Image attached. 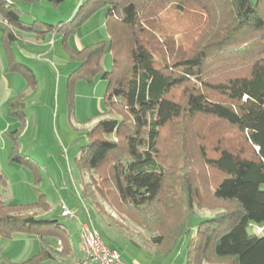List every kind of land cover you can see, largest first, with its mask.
<instances>
[{
	"label": "trees",
	"instance_id": "trees-1",
	"mask_svg": "<svg viewBox=\"0 0 264 264\" xmlns=\"http://www.w3.org/2000/svg\"><path fill=\"white\" fill-rule=\"evenodd\" d=\"M46 1L52 8L64 2ZM39 2L0 0L7 72L29 88L34 74L12 52L19 32L40 40L61 34L68 49V38L104 12L108 41L68 52L78 63L68 95L77 80L99 78L112 116L90 128L76 159L89 179L80 199L100 219H111L106 205L145 232L157 255L182 249L184 264H264V0H84L68 22L21 21L19 7ZM24 101L21 92L7 103L8 117L19 123L7 134L8 161L36 176V163L18 152ZM5 187L0 173V190ZM36 194L25 205L0 199V240L31 236L40 244L21 263L0 253V264H45L70 252L68 227L44 218L50 206ZM204 208L221 211L191 230L195 210ZM72 213L67 218H78ZM81 217L80 225L88 223L84 212Z\"/></svg>",
	"mask_w": 264,
	"mask_h": 264
},
{
	"label": "rangeland",
	"instance_id": "rangeland-1",
	"mask_svg": "<svg viewBox=\"0 0 264 264\" xmlns=\"http://www.w3.org/2000/svg\"><path fill=\"white\" fill-rule=\"evenodd\" d=\"M77 1L64 0L60 5L62 8L60 10L49 6L46 0H40L39 3L34 5H21L19 8L25 14H29L30 11L33 16L45 24L56 25L61 16L75 13L73 7ZM251 2L255 3L256 0H251ZM63 11L67 14H62ZM21 20L29 23L31 18L21 14ZM61 22L65 23L64 20H61ZM1 26L0 23V52L3 53L1 31L4 28ZM79 30L88 41L87 44L83 45L108 41L103 11L92 15L77 29V32ZM46 36H48L46 43H43L47 44L52 39L55 45L53 48L50 42L47 50L46 47L38 49L36 55H42L33 59V62H29L28 65L31 69L28 68L31 71L33 69L35 72L32 71L36 81L33 88L28 87L23 77L17 76L22 81L19 92L25 93L24 102L27 104V108L24 109L25 127L22 133L18 135V152L33 160L38 167V172L35 176L28 168L8 161L12 144L7 134L14 135L19 129V123L16 122L17 124L7 129L4 134V140L8 143L7 150L4 151L2 148V140L0 139V173L4 175L6 180V187L0 190V199L6 204H32L37 199L36 191H39L45 196L50 206L49 213L44 218L56 217L58 221L67 226L74 246L79 241L80 223L77 218L69 219L62 216L61 204H65L67 209L72 212L74 211L72 209H75L77 217L81 221V213L84 212L88 223L93 226L106 247L116 251L128 264H134L135 262L138 264H184L182 249L165 257L157 255L154 249L151 248L148 235L145 232L134 227L129 221L121 219L115 211L106 205L105 211L109 217L111 216V219L103 217L104 220L101 219V222L104 225H102L98 213L95 214L94 209L87 202L80 199L82 185L85 182L88 183L89 179L88 174L77 166L76 159L80 156L82 148L87 144L86 134L90 128L100 120L112 117L107 116L103 101L106 83L99 78L90 83L77 80L72 87V93L68 95V77L78 66L77 62L71 61L68 52L74 53L75 49L78 48L73 43L71 44V41L69 43L68 40V49L65 48L61 34ZM14 45L15 43L12 45V49ZM104 54V69L110 71L111 56L108 52ZM63 61L68 62V67L67 65H60ZM5 64L4 68L7 70L9 65ZM1 68L3 67L0 63V70ZM1 71L4 74L3 69ZM12 78V76L6 77L10 83ZM2 86L3 83L0 81V97ZM207 201L210 202V199L207 198ZM220 211V209L215 208L195 210L190 229L194 230L198 223L211 218ZM256 232L259 233L260 231L257 230ZM20 237L24 238L25 236H16L11 240H0V253L3 258L11 260L18 254L21 246L17 249L18 243L16 242ZM36 240L33 238L34 248L28 254L29 258L37 255L40 251V244ZM46 242L52 243V240L49 239ZM58 249L60 250L59 246ZM54 256L60 258V256ZM45 264L58 263L49 262ZM203 264L223 263L208 262Z\"/></svg>",
	"mask_w": 264,
	"mask_h": 264
},
{
	"label": "crops",
	"instance_id": "crops-1",
	"mask_svg": "<svg viewBox=\"0 0 264 264\" xmlns=\"http://www.w3.org/2000/svg\"><path fill=\"white\" fill-rule=\"evenodd\" d=\"M83 2H84V0H78L77 3L73 7V8H75L74 11H76V9ZM60 5L58 6L59 8L57 7L56 10L62 9L60 7ZM20 11H21V14H24V16L31 18L29 23H31L33 20H39L40 21V19L33 16L30 11H29V14L23 13V11L21 9H20ZM62 14H67V12H64ZM73 14H74V12H73ZM73 14L67 15V16H61L60 19H58L59 20L58 23H63V22H61V20H64L65 22L69 21L72 18L71 16H73ZM21 21H23V20H21ZM23 22L26 23L25 21H23ZM29 23H26V24H29ZM51 35H59V34H51ZM47 37L48 36H45L43 38V40H40V39H37L36 34L30 33V32H25V31H23V32L20 31L18 34L17 40L15 42V45L13 46V49H12L13 56H14L15 60L18 63H20V64H22L28 68L29 62L30 63L33 62V59L42 55V54L36 55V51L38 49L46 47V50H47L48 49L47 47L50 46L49 45L50 42L52 43V47L54 48L55 42L52 39L50 41H48L47 44H45ZM68 41H69V43L71 41V44L73 43L74 46H77L78 49L74 48L76 50L75 52H78L79 50L89 46V45H83V44H87L88 41H86L85 36L81 34L80 30H79V32L76 31V33H74L72 36H70L68 38ZM43 42H45V43H43ZM15 47H16V49H15ZM43 54L45 55L46 53H43ZM0 63L2 64V67H3V68H1V70L3 69V73H4V74H2V71L0 70V81L3 83L2 95L0 97V139L2 140V148L5 151V150H7V144L8 143L4 140V134H5L7 129L12 128L13 126H15L17 124L15 120L10 119L8 117L7 103L11 98H13L14 96H16L22 92V91L19 92V90L22 86V81L19 80L18 74L7 73V70L4 68L6 66L5 63H7V58L4 54V52L3 53L0 52ZM60 65H62V66L67 65V67H68L69 64L67 61H63V62H61ZM29 68L31 69V67H29ZM32 71H33V69H32ZM7 76L13 77L11 83L6 79ZM25 105H26L25 106V109H26L27 104H25ZM4 141H5V143H4ZM72 210H74L73 212H76L75 209H72ZM95 214H96V212H95ZM77 220H78V222H81V220H79L78 218H77ZM101 221L102 220L100 219V222ZM102 225H104V224L102 223ZM33 238L34 237H31V236H25L24 238L23 237L18 238L19 240H17V242H16V243H18L17 249H19L21 246V248H20L21 250L18 252V254L15 257L11 258V260H13L14 262H17V263H21V262H24L23 260H27V258L30 259L31 257L29 258L28 254H30L31 249L34 248ZM34 239L36 240V238H34ZM36 241H38V240H36ZM145 243L147 244V242H145ZM81 260H82V252H81L80 240H79L78 243L76 244V246H74L73 243L71 242V250H70V252H68V255L66 257H60V258L57 257V258H55L54 262H57L58 264H60V263L61 264H65V263L80 264ZM134 264H138V263L135 262Z\"/></svg>",
	"mask_w": 264,
	"mask_h": 264
},
{
	"label": "built area",
	"instance_id": "built-area-1",
	"mask_svg": "<svg viewBox=\"0 0 264 264\" xmlns=\"http://www.w3.org/2000/svg\"><path fill=\"white\" fill-rule=\"evenodd\" d=\"M62 216L72 218L74 214L62 206ZM79 240L82 252L80 264H127L116 251L106 247L89 223L80 225Z\"/></svg>",
	"mask_w": 264,
	"mask_h": 264
}]
</instances>
